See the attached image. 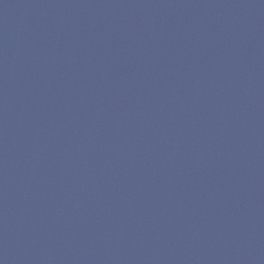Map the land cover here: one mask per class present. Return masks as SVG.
<instances>
[{"label":"water","instance_id":"1","mask_svg":"<svg viewBox=\"0 0 264 264\" xmlns=\"http://www.w3.org/2000/svg\"><path fill=\"white\" fill-rule=\"evenodd\" d=\"M0 264H264V0H0Z\"/></svg>","mask_w":264,"mask_h":264}]
</instances>
